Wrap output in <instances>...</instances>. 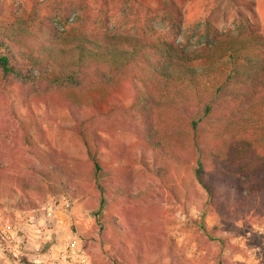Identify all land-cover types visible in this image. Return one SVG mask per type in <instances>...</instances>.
Here are the masks:
<instances>
[{
  "label": "trees",
  "instance_id": "obj_1",
  "mask_svg": "<svg viewBox=\"0 0 264 264\" xmlns=\"http://www.w3.org/2000/svg\"><path fill=\"white\" fill-rule=\"evenodd\" d=\"M30 1L43 14L33 9L13 21L0 17V109L10 111L0 121V169L19 153L41 170L32 184L13 168L12 175L0 174V187L24 198L44 189L65 194L68 186L84 196L89 189L97 196L93 219L109 232L103 212L137 200L132 173L104 167L96 157L106 144L102 135L113 127L131 131L149 148V155H136L144 171L155 168L160 178L181 170L187 201L199 186L212 206L232 212L226 207L231 194L243 192L238 177L264 178V33L221 32L201 17L174 22L169 11H153L138 0ZM166 27L175 33L173 41L161 38ZM122 83L133 89L128 107L110 105L103 112L93 106L89 93ZM49 93L66 95L63 106L86 150L85 162L54 164L30 135L35 117L29 99ZM15 102L25 109L23 117L13 111ZM166 117L184 132L159 134L156 126ZM177 186H170L171 195Z\"/></svg>",
  "mask_w": 264,
  "mask_h": 264
},
{
  "label": "rangeland",
  "instance_id": "obj_2",
  "mask_svg": "<svg viewBox=\"0 0 264 264\" xmlns=\"http://www.w3.org/2000/svg\"><path fill=\"white\" fill-rule=\"evenodd\" d=\"M138 1L156 12L169 11L174 22L179 19L186 23L201 17L221 32L237 34L248 29L264 33V0ZM33 9L39 15L44 12L33 8L30 0H3L1 21L25 17ZM159 32L162 39L173 41V30L166 27ZM89 97L96 109L106 112L110 105L128 107L133 89L122 83L110 92H91ZM65 100L63 93L29 99L35 117L29 133L57 165L70 159L87 160L72 116L63 106ZM2 107L6 111L0 109V121L6 122L9 107ZM12 109L20 117L25 115V109L17 102ZM162 119L164 123L156 126L162 136L175 130L184 132L181 124L167 117ZM102 139L106 144L98 146L97 160L104 167H126L134 176L132 193L137 200L103 212V220L107 221L104 225L109 229L105 233L98 218L93 219L97 196L89 189L84 196L71 194L75 190L68 186L65 194L44 189L24 198L19 192L10 193L8 188L0 187V264H264L261 174H248L247 179L244 175L238 177L243 192L238 198L231 194L226 207L232 212L221 211L206 201L199 186L190 188V201L184 198L181 170L158 178L155 168L151 172L141 169L136 155L141 151L149 155L150 150L131 131L113 127ZM237 140L231 143L239 149ZM26 157L18 153L8 158L0 174L12 175L17 172L13 168H18L20 175L36 184L41 168L37 161H24ZM172 184H178L175 196L169 192Z\"/></svg>",
  "mask_w": 264,
  "mask_h": 264
}]
</instances>
